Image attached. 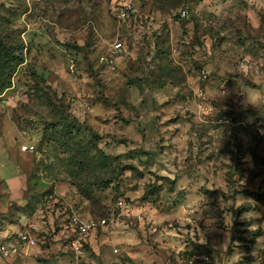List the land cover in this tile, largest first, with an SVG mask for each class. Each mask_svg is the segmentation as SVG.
Segmentation results:
<instances>
[{
    "label": "rangeland",
    "instance_id": "374dc122",
    "mask_svg": "<svg viewBox=\"0 0 264 264\" xmlns=\"http://www.w3.org/2000/svg\"><path fill=\"white\" fill-rule=\"evenodd\" d=\"M0 264H264V0H0Z\"/></svg>",
    "mask_w": 264,
    "mask_h": 264
},
{
    "label": "built area",
    "instance_id": "2783aa9c",
    "mask_svg": "<svg viewBox=\"0 0 264 264\" xmlns=\"http://www.w3.org/2000/svg\"><path fill=\"white\" fill-rule=\"evenodd\" d=\"M118 46H120V45H118ZM30 148H33V147H32V146L30 147V146H28V145H24V147H23V149H24L25 151L29 150Z\"/></svg>",
    "mask_w": 264,
    "mask_h": 264
}]
</instances>
